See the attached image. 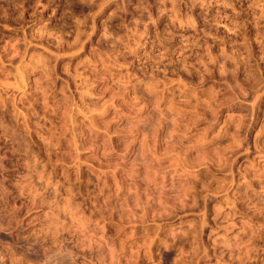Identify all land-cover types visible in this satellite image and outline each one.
<instances>
[{"label":"rangeland","instance_id":"374dc122","mask_svg":"<svg viewBox=\"0 0 264 264\" xmlns=\"http://www.w3.org/2000/svg\"><path fill=\"white\" fill-rule=\"evenodd\" d=\"M0 264H264V0H0Z\"/></svg>","mask_w":264,"mask_h":264}]
</instances>
